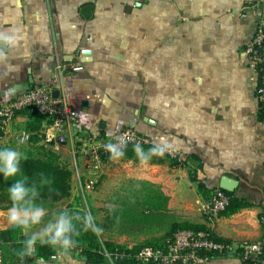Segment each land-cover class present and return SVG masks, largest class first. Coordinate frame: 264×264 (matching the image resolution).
<instances>
[{"label":"crops","instance_id":"1","mask_svg":"<svg viewBox=\"0 0 264 264\" xmlns=\"http://www.w3.org/2000/svg\"><path fill=\"white\" fill-rule=\"evenodd\" d=\"M255 2L260 0H0V33L19 37L0 60V105L50 84L58 61L82 68L67 71L58 92L77 115V127L54 134L47 148L21 144L19 134L38 123L20 113L0 127V149L52 151L72 171V185L77 180L82 188L89 170L85 158L74 156L78 133L109 136L132 128L154 145L164 142L177 161H201L196 180L188 176L189 187L217 188L227 177L237 185L229 193L250 205L212 224L202 217L187 224L206 226L235 244L262 241L264 123L258 120L257 74L246 52L261 14L245 7ZM80 113L91 118L82 122ZM197 196L202 202L199 191ZM163 200L150 205L153 215L167 211L168 196ZM185 223L142 244L113 243L160 244ZM41 231L23 233L29 238ZM3 248L9 246L0 240ZM32 264L86 262L73 247H59L54 257ZM212 264L244 263L230 257Z\"/></svg>","mask_w":264,"mask_h":264},{"label":"built area","instance_id":"2","mask_svg":"<svg viewBox=\"0 0 264 264\" xmlns=\"http://www.w3.org/2000/svg\"><path fill=\"white\" fill-rule=\"evenodd\" d=\"M251 9L261 14L252 40L247 46L246 52L249 56L250 66L257 74V66L263 61L264 55L256 54L262 49L264 43V0L248 4L245 10ZM246 17V13L243 14ZM82 68L71 62L58 61L57 70L51 79V83L45 86H37L15 100L0 105V127L8 126L22 111L29 114L42 116L46 128L31 133L28 130L22 131L17 137L21 144L31 143L32 136H37L39 143L45 148L54 143V134L64 132L68 128H75L78 125V117L73 109L66 103L65 99L56 92H60L61 82L67 71L79 72ZM262 94L263 90H259ZM50 130L53 133L50 134ZM77 145L74 156L85 158L88 163V173L82 180V188L93 190L100 179V169L106 162L105 158L110 156L105 149L108 143L118 144L120 139L126 141V147L134 148L139 144L143 149L151 148L153 141L132 128H126L109 136L96 134L78 133ZM171 159L177 157L170 151H165ZM180 162V161H179ZM230 204V198L220 187L215 188L210 199H203L201 202V213L206 223L212 224L218 220L221 214ZM264 227V218L261 219ZM264 250V239L260 242H244L235 244L230 241L217 238L212 231L185 229L178 230L172 237L167 239L161 246H144L135 253L131 248L126 251L116 250L114 253L105 252V257L111 264L117 260L133 259L141 264H212L218 258L236 257L244 264L255 261ZM0 264H4L3 251L0 249Z\"/></svg>","mask_w":264,"mask_h":264},{"label":"rangeland","instance_id":"3","mask_svg":"<svg viewBox=\"0 0 264 264\" xmlns=\"http://www.w3.org/2000/svg\"><path fill=\"white\" fill-rule=\"evenodd\" d=\"M40 151H29L23 156L35 155ZM144 152L147 153L148 149ZM155 156L160 159L150 158L146 164L141 163L139 157L134 160L109 158L102 165L99 182L93 190L81 188L76 180L72 185L71 197L56 205L52 211L45 212V215L60 208L63 212L46 223L33 225L30 230H43L65 213L73 219L77 217L75 212L91 213L96 225L103 229L99 234L101 242L142 244L152 235L161 236L169 232L173 224L195 223L200 217L205 221L201 202L198 201V190L187 185V171L174 165L165 155ZM167 196V211L153 215L148 202L164 201L163 197ZM7 213L8 210H0L1 233L13 226L8 223ZM137 218L144 220L135 222ZM2 251L7 258L10 250L5 252L3 248Z\"/></svg>","mask_w":264,"mask_h":264},{"label":"trees","instance_id":"4","mask_svg":"<svg viewBox=\"0 0 264 264\" xmlns=\"http://www.w3.org/2000/svg\"><path fill=\"white\" fill-rule=\"evenodd\" d=\"M256 54L264 55V43L262 44V49L257 50ZM257 88L256 96L259 101V110H258V120L264 123V58L263 61L257 66ZM259 90H263V93L260 94ZM27 116L35 118L38 123V127L29 130L31 133H37L41 130V125L44 122L42 116L38 114H29L27 111H22ZM19 113V114H20ZM39 143L37 136H32L31 143ZM149 149V148H145ZM144 149V150H145ZM125 155L122 159L134 160L138 159L137 154L134 151V148L128 147L124 149ZM26 159H21L20 168L21 172L14 177H10L8 180L4 178L3 173H0V210H8L12 206V201L9 198L8 189L13 186L15 181L20 180L24 181L28 185L36 184L38 191L40 193L39 197L36 199V204L44 207L45 212L52 211L54 207L64 200H67L71 197L72 193V171L64 165L60 158L49 150H41L40 153L35 155L24 156ZM110 158H105L107 161ZM151 159H160L155 155L151 156ZM174 165L177 167H183L188 173L189 178L196 180L198 172L202 169V163L199 159L194 158L195 165H191L188 162H179L176 159L172 160ZM43 179H49L52 181V184L44 185L41 183ZM215 188L209 189L204 184L200 183L198 186L199 193L203 196V199L208 200L211 198ZM225 193L230 198V204L227 209L221 214L225 216H232L239 212L242 209L250 207V205L241 199L236 198L232 193ZM159 201H150L148 204L157 205ZM77 216L81 217L80 220L73 219V225L76 230L79 232V235H73V240L76 241L73 249L79 254L80 258L84 259L86 264H111L108 259L105 257V252L114 253L116 250L126 251L128 248L125 246L117 245L113 242H101L99 240V235L93 233L92 231L85 232L83 230V216L85 213L75 212ZM264 216L260 217V220ZM144 220L137 218L136 221ZM146 221V219H145ZM185 229H194V230H208L206 226H195L192 224H181L175 225L173 230L170 232L169 236L172 237L178 230ZM22 228H19L16 231L7 230L3 233H0V238L3 244L9 246V255L4 257V264H32L37 260L43 259L48 260L56 255V251L59 246H51L48 244H41L39 240L37 241L35 248L36 251L32 256L21 257L20 253L24 249V241L28 239L23 233ZM169 237V238H170ZM160 244H145L131 248V253H135L144 246H161ZM115 264H141L133 259H124L117 260ZM246 264H264V250L260 256L256 258L255 261H249Z\"/></svg>","mask_w":264,"mask_h":264},{"label":"clouds","instance_id":"5","mask_svg":"<svg viewBox=\"0 0 264 264\" xmlns=\"http://www.w3.org/2000/svg\"><path fill=\"white\" fill-rule=\"evenodd\" d=\"M19 37L17 35H8L0 33V60L7 58V49L15 47ZM16 88H9L5 97L8 98L16 92ZM81 121H86L91 117L88 114L80 113ZM23 143V141H21ZM126 141L119 140L118 144L108 143L105 149L109 152L110 158L118 160L125 155ZM167 145L161 142L148 149L145 153L144 149L139 145L134 146V151L137 153L141 163L146 164L152 155L163 156L166 151ZM21 159H26L23 154L13 148L0 149V173H3L4 178L8 180L10 177L16 176L21 172L20 162ZM44 185H51L52 181L43 179L41 181ZM9 198L12 201V206L8 209L7 220L10 225H17L26 232L31 229L33 225L39 224L41 219L45 216V209L41 205L36 204V199L40 193L36 184L28 185L24 181L17 180L12 187L8 189ZM75 219L80 220L81 217L77 216ZM83 230L85 232L92 231L99 235L102 233L101 229L95 223V218L91 213L83 216ZM73 235H79V232L73 225V217L67 213L60 215L55 223H49L41 232L31 235L24 241V249L21 251V257L32 256L35 251L37 241L41 244H48L53 247L59 246L67 251L76 243L73 240Z\"/></svg>","mask_w":264,"mask_h":264},{"label":"water","instance_id":"6","mask_svg":"<svg viewBox=\"0 0 264 264\" xmlns=\"http://www.w3.org/2000/svg\"><path fill=\"white\" fill-rule=\"evenodd\" d=\"M55 96L58 97L59 96V93L56 92L55 93ZM236 182L227 178V177H224L222 178L221 180V184H220V188L226 192H235L236 190ZM63 212V209H57L55 211H53L52 213L48 214V215H45L42 219H41V222L39 224H43V223H46L48 222L50 219L54 218L55 216H57L58 214L62 213ZM39 224H36V225H39ZM19 228L21 227H18L17 225H13L9 228L10 231H16L18 230Z\"/></svg>","mask_w":264,"mask_h":264}]
</instances>
